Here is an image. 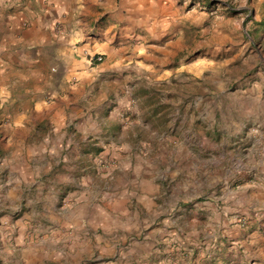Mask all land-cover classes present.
Masks as SVG:
<instances>
[{
    "label": "rangeland",
    "instance_id": "rangeland-1",
    "mask_svg": "<svg viewBox=\"0 0 264 264\" xmlns=\"http://www.w3.org/2000/svg\"><path fill=\"white\" fill-rule=\"evenodd\" d=\"M7 3L1 57L18 15ZM134 11L113 31L109 58L93 55L101 61L66 87L91 103L93 169L83 178L95 185L103 175L106 192L140 194L139 184H123L136 164L132 180L154 178V196L77 216L74 201L21 194L15 165L27 140L13 132L6 147L0 107V264H264V199L254 184L264 160V0H138ZM48 131L37 124L30 143ZM242 186L247 198L228 194Z\"/></svg>",
    "mask_w": 264,
    "mask_h": 264
},
{
    "label": "crops",
    "instance_id": "crops-1",
    "mask_svg": "<svg viewBox=\"0 0 264 264\" xmlns=\"http://www.w3.org/2000/svg\"><path fill=\"white\" fill-rule=\"evenodd\" d=\"M136 1L7 0L5 7L18 15L10 18L3 38L0 76L7 82H0V96H4L0 98V107L2 117L9 120L4 133L6 147L13 140V132H21L23 139L27 140L25 152L21 155L23 161L15 165L19 174L15 183L21 194L35 191L37 197L74 201L68 207L77 216L87 215L89 210L92 214H99L109 207L115 209L121 197L125 204L134 196L135 200L142 202L154 196L157 188L154 178L132 180L139 178L134 172L141 171L140 167L135 168L138 167L136 164L130 171L132 177L125 178L123 184H139L140 194L133 193L130 186L118 192L119 185L111 189L115 192H106L101 186L103 175L95 185L89 177L83 178L93 169L91 151L87 148L94 138L92 128L87 127L93 122V115L91 107L85 105L91 103L85 95L72 100L66 87L69 78H83L89 74L86 68L93 55L103 54L109 58L108 43L115 36L113 31L132 22ZM124 11L130 16L125 18ZM81 84L77 85L75 95L80 93ZM17 85L20 87L18 95L15 94ZM9 108L12 110L8 112ZM120 108L125 109L122 105ZM112 117L106 119L113 123L116 118L110 120ZM35 122L49 126V131L41 135L38 144L29 141L35 132ZM72 125L75 132H66L65 128ZM39 159L42 164L37 162ZM35 162L38 165H34ZM260 162L259 181L254 183L257 185V188L254 186L255 197L264 199V160ZM142 171V174L148 173L147 177L152 176L150 171ZM92 188L99 191L92 195ZM16 192L13 188L9 196L15 197ZM228 194L240 199L247 198L250 191L242 186L229 190Z\"/></svg>",
    "mask_w": 264,
    "mask_h": 264
},
{
    "label": "built area",
    "instance_id": "built-area-1",
    "mask_svg": "<svg viewBox=\"0 0 264 264\" xmlns=\"http://www.w3.org/2000/svg\"><path fill=\"white\" fill-rule=\"evenodd\" d=\"M101 56L97 55V56H92L91 60H96V61H101Z\"/></svg>",
    "mask_w": 264,
    "mask_h": 264
},
{
    "label": "trees",
    "instance_id": "trees-1",
    "mask_svg": "<svg viewBox=\"0 0 264 264\" xmlns=\"http://www.w3.org/2000/svg\"><path fill=\"white\" fill-rule=\"evenodd\" d=\"M204 3L206 4V6H209L211 4V0H204ZM208 264H214V263L209 262Z\"/></svg>",
    "mask_w": 264,
    "mask_h": 264
}]
</instances>
